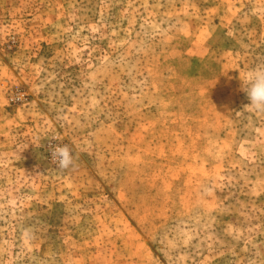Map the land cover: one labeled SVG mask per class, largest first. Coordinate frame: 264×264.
<instances>
[{"label":"rangeland","instance_id":"1","mask_svg":"<svg viewBox=\"0 0 264 264\" xmlns=\"http://www.w3.org/2000/svg\"><path fill=\"white\" fill-rule=\"evenodd\" d=\"M261 66L264 0H0V264H264Z\"/></svg>","mask_w":264,"mask_h":264},{"label":"clouds","instance_id":"2","mask_svg":"<svg viewBox=\"0 0 264 264\" xmlns=\"http://www.w3.org/2000/svg\"><path fill=\"white\" fill-rule=\"evenodd\" d=\"M242 82V91L250 101L245 108L264 113V66L250 69ZM51 154L52 160L60 169L74 167V156L69 145H57L52 149Z\"/></svg>","mask_w":264,"mask_h":264},{"label":"built area","instance_id":"3","mask_svg":"<svg viewBox=\"0 0 264 264\" xmlns=\"http://www.w3.org/2000/svg\"><path fill=\"white\" fill-rule=\"evenodd\" d=\"M51 153H52V150H51Z\"/></svg>","mask_w":264,"mask_h":264}]
</instances>
